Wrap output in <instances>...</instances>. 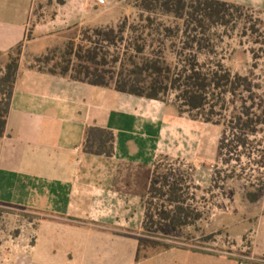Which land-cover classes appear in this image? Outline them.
<instances>
[{
	"label": "crops",
	"instance_id": "1",
	"mask_svg": "<svg viewBox=\"0 0 264 264\" xmlns=\"http://www.w3.org/2000/svg\"><path fill=\"white\" fill-rule=\"evenodd\" d=\"M63 1L49 0L55 5L49 16L45 0H0V56L23 44L0 140V204L42 213L52 231L125 243L132 239L126 226L143 225L145 217L140 183L126 179V166L152 170L159 154L170 153L164 143L183 126L184 114L161 100L31 68L35 57L63 45L72 29L115 27L130 14L128 6L111 0L108 6L97 0ZM221 1L264 10V0ZM92 127L113 132L112 156L84 150ZM89 252L98 253L96 246ZM251 255L255 261L240 264H264V214L253 232Z\"/></svg>",
	"mask_w": 264,
	"mask_h": 264
},
{
	"label": "trees",
	"instance_id": "2",
	"mask_svg": "<svg viewBox=\"0 0 264 264\" xmlns=\"http://www.w3.org/2000/svg\"><path fill=\"white\" fill-rule=\"evenodd\" d=\"M127 1L138 12L136 19L125 18L116 27L97 29L93 38L69 37L63 45L35 57L30 67L148 99L164 101L163 96L172 92L180 114L188 113L193 119L221 126L220 161L229 164L236 159L241 164L246 157L250 166L264 168V151L256 144L264 127V93H259L263 85L256 83L254 73L233 75L220 61L208 67L209 62L199 59V54L215 50L210 37L212 30L228 26L235 13H242L246 7L221 0ZM179 36L184 40L183 48L176 52L174 41ZM22 49L20 44L8 54L6 71L0 76V140L6 132ZM186 50L193 55H184ZM167 53L177 55L175 63L169 61ZM230 107L233 110L227 116L224 113ZM114 142L112 131L92 127L84 150L112 156ZM154 166L148 172L149 199L144 201L143 221V232L153 239L137 238L136 261L147 258V253L143 256L141 253L148 248L176 247L161 234L196 226L203 215L196 206L188 204L193 199L187 185L193 181L192 177L188 176V181L182 173H160L156 163ZM245 170L246 167L237 176L244 178ZM249 184L251 189L245 195L246 200L260 202L264 178L261 176Z\"/></svg>",
	"mask_w": 264,
	"mask_h": 264
},
{
	"label": "rangeland",
	"instance_id": "3",
	"mask_svg": "<svg viewBox=\"0 0 264 264\" xmlns=\"http://www.w3.org/2000/svg\"><path fill=\"white\" fill-rule=\"evenodd\" d=\"M97 1L109 5V0ZM111 1L121 8H130L127 0ZM45 4L51 16L55 5L49 0H45ZM116 13L115 9L108 17ZM137 15L138 12L130 8V14L122 17L118 25L125 18L133 21ZM100 28L76 27L68 34L77 40L93 38L95 30ZM179 37L174 41L176 52L183 48L184 40ZM210 37L215 50L199 54L200 61L209 62L208 67L220 61L233 75L254 73L256 83L263 85L259 93H264V10L246 7L242 13H235L228 26L212 30ZM167 54L169 61L175 63L177 55ZM190 54L193 52L184 51V55ZM8 61V55L0 56V76L5 73ZM163 98L177 109L174 93L168 92ZM232 110L230 107L224 114L228 116ZM184 119L183 126L173 130L170 141L164 143L163 149L170 153L159 154L156 161L160 173H182L188 181V176L192 177L193 181L187 185H190L189 195L193 199L188 204L196 206L203 214L196 226L161 234L176 247L169 250L148 248L141 253V256L147 253V258L136 261L137 238L153 239L143 232L140 222L126 226V233L132 239L124 243L117 237L98 238L84 233L70 236L62 230L52 231L45 224L42 213L0 204V264H240L255 261L251 255L252 237L259 216L264 214V193L258 203L249 202L245 195L251 189L250 181L264 178V168L250 166L246 157L241 164L236 159L229 164L220 161L221 126L193 119L188 113L184 114ZM257 142L258 149L264 151V127ZM244 167V178H240L237 175ZM216 171L219 172L217 176ZM147 173L137 166H126V179L130 178L134 184L138 182L137 185L140 183L138 190L145 197L144 201L149 199L146 186L142 184L144 177L149 184ZM95 246L98 253H90Z\"/></svg>",
	"mask_w": 264,
	"mask_h": 264
}]
</instances>
